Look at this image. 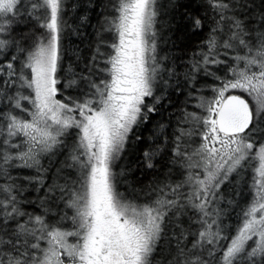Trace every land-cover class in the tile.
I'll return each mask as SVG.
<instances>
[{
    "label": "snow or ice",
    "instance_id": "1",
    "mask_svg": "<svg viewBox=\"0 0 264 264\" xmlns=\"http://www.w3.org/2000/svg\"><path fill=\"white\" fill-rule=\"evenodd\" d=\"M0 264H264V0H0Z\"/></svg>",
    "mask_w": 264,
    "mask_h": 264
},
{
    "label": "trees",
    "instance_id": "2",
    "mask_svg": "<svg viewBox=\"0 0 264 264\" xmlns=\"http://www.w3.org/2000/svg\"><path fill=\"white\" fill-rule=\"evenodd\" d=\"M147 136V130H145V137Z\"/></svg>",
    "mask_w": 264,
    "mask_h": 264
}]
</instances>
